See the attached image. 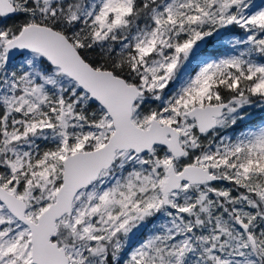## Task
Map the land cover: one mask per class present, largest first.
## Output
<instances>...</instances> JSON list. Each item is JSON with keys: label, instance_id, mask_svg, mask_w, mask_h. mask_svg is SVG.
Segmentation results:
<instances>
[{"label": "snow or ice", "instance_id": "1", "mask_svg": "<svg viewBox=\"0 0 264 264\" xmlns=\"http://www.w3.org/2000/svg\"><path fill=\"white\" fill-rule=\"evenodd\" d=\"M0 264H264V0H0Z\"/></svg>", "mask_w": 264, "mask_h": 264}, {"label": "rangeland", "instance_id": "2", "mask_svg": "<svg viewBox=\"0 0 264 264\" xmlns=\"http://www.w3.org/2000/svg\"><path fill=\"white\" fill-rule=\"evenodd\" d=\"M257 2L259 3V2H260V0H257Z\"/></svg>", "mask_w": 264, "mask_h": 264}]
</instances>
